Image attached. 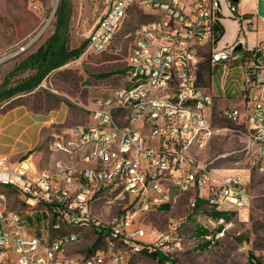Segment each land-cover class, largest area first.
I'll return each instance as SVG.
<instances>
[{"label":"built area","instance_id":"2783aa9c","mask_svg":"<svg viewBox=\"0 0 264 264\" xmlns=\"http://www.w3.org/2000/svg\"><path fill=\"white\" fill-rule=\"evenodd\" d=\"M108 1L88 36L87 51H107L134 6L150 15L135 30L126 84L94 101L89 110L95 124L54 136L51 149L69 157L60 178L30 157L13 163L0 155V186L16 191L29 212L43 205L49 215L46 232L38 235L27 217L7 209L1 193L0 264H124L144 248L165 253L185 240L208 247L219 242L234 220L210 219L212 228L193 236L203 208L233 212L242 221L248 217L252 196L243 177L216 174L194 151L213 132L216 98L200 81L207 50L210 65L240 61L241 95L221 113L233 125L226 129L246 136V148L264 170V62L257 63L255 54L244 55L243 40L239 50L234 49L238 42L214 45L217 12L226 0ZM33 7L40 10L38 2ZM228 8L242 22L243 33L254 27L235 3ZM185 194L190 223L170 219L169 231L147 240L141 217L163 205L172 208ZM86 231L94 233L93 242L84 251L73 250Z\"/></svg>","mask_w":264,"mask_h":264},{"label":"rangeland","instance_id":"374dc122","mask_svg":"<svg viewBox=\"0 0 264 264\" xmlns=\"http://www.w3.org/2000/svg\"><path fill=\"white\" fill-rule=\"evenodd\" d=\"M38 2L40 10L33 7ZM63 4L69 10L67 18V46L74 49L82 46L90 33L97 26L102 15L109 6L108 0H0V83L8 77L9 84L15 85L33 71L14 72L16 67L54 33L59 22L58 9ZM258 12L264 14V0L258 2ZM150 19V15L142 8L134 6L130 9L113 45L104 52L87 51L86 47L77 58L52 70L41 83L30 92L16 94L0 104V112L16 107L18 102L25 103L33 112L40 113L47 122L41 131L40 157L37 161L40 169H47L52 160H67L54 154L51 142L55 135L68 136L71 129L79 124H95L90 117V108L94 101L108 95L118 87L126 84L128 56L133 43L136 28ZM43 33L26 48L17 54L18 48L33 38L41 29ZM87 46V45H86ZM208 51H204L206 59L201 63L200 81L208 85L210 64ZM211 73V92L222 98L226 104L232 102L236 95L231 92V76L227 69L213 66ZM225 85V90L222 86ZM13 98H15L13 100ZM221 104L216 102L212 111V134L205 139L204 145L195 147V154L201 164H208L219 175H241L252 199L245 221L236 214L232 216L234 225L229 233L211 247L200 248L194 241L185 240L181 248L165 251L171 261H159L146 254H133L124 264H248L250 253L260 258L264 264V170L256 162L255 156L246 148V136L226 127L233 128L221 113ZM52 114V115H51ZM55 133L53 135L52 133ZM29 153L22 154L21 160ZM64 163V164H65ZM7 196L8 210L26 212L28 205L22 201L16 191L0 186V194ZM189 195H182L172 208L167 205L148 212L141 217V225L145 229L146 239L154 241L160 234L169 231L170 219L183 220L189 224ZM3 205L0 204V208ZM34 220L38 235L46 232L49 215L39 212L29 217ZM195 220V219H193ZM209 224L208 222H200ZM246 242L243 247L240 238ZM95 235L91 231L84 232L83 239L73 247L75 251H84L93 242ZM162 253V252H161Z\"/></svg>","mask_w":264,"mask_h":264},{"label":"crops","instance_id":"0c3cea01","mask_svg":"<svg viewBox=\"0 0 264 264\" xmlns=\"http://www.w3.org/2000/svg\"><path fill=\"white\" fill-rule=\"evenodd\" d=\"M236 4L240 14L246 16L248 20H252L254 27L248 26L247 30L242 32V22L230 14L228 4L229 2ZM258 2L259 0H226L222 5V9L217 12V21L215 23V42L216 46H229L233 43L243 40L245 44L244 55L251 56L255 54L256 62H264V14L260 15L258 12ZM66 64V63H65ZM217 66L218 68L227 69V72L231 76V92L236 96L233 97L232 103H234L241 95L242 87L244 85V72L240 66V61L238 59H231L228 64L218 63L210 65V68ZM207 88L211 92V73L209 69V75L207 79ZM222 90H225V85L222 86ZM216 98V102H219L222 108L226 105L222 98L211 92ZM221 108V109H222ZM40 113L33 112L26 104L18 105L9 109L6 112H0V155L6 154L10 157L11 162H17L22 154L29 153L26 157H30L36 166L39 168L37 163L40 157V141H41V131L45 127L47 122H52L54 117L52 116L49 121H45ZM52 115V114H51ZM55 135V133H52ZM53 151V150H52ZM54 154L60 156L64 160L67 157L64 153L53 151ZM24 157V158H26ZM65 162L60 160H52L50 166L47 168L55 178H60L61 168ZM1 204V203H0ZM167 207H169L167 205ZM229 213L220 210H208L203 208L199 213V223L208 222L211 219H215L223 215H212L213 212ZM46 212L48 213L45 206L40 205L34 208L32 212L27 209L22 216L29 219L30 216L36 213ZM19 213V212H18ZM233 213V212H232ZM234 214V213H233ZM233 216V215H232ZM228 218V217H227ZM232 218V217H231ZM31 222L36 226L34 220ZM207 229L212 228L211 224H201Z\"/></svg>","mask_w":264,"mask_h":264},{"label":"trees","instance_id":"16d2710c","mask_svg":"<svg viewBox=\"0 0 264 264\" xmlns=\"http://www.w3.org/2000/svg\"><path fill=\"white\" fill-rule=\"evenodd\" d=\"M64 0H62V3ZM58 18L60 19L54 33L37 49L36 52L28 55L15 69L14 72H25L26 70L33 71L28 76L22 78L17 84L12 85L9 84L8 77L4 79L2 83H0V104L4 100H8L15 96L16 94L22 92H30L35 89L41 81L46 77L48 73L52 70L61 67L69 60L73 58H77L81 55V51L87 45L84 41V44L74 49H69L67 46V18L69 16V10H66L61 4V7L58 9ZM210 69V67H209ZM203 74L200 73V77ZM15 98H13L14 100ZM23 102H18L15 106L24 105ZM169 208V207H168ZM223 215L225 214L228 219L234 215L232 212L222 213V212H213L212 215ZM207 229L198 223L196 230L193 232V236H199L205 234ZM241 243L243 241V237L240 238ZM98 242H95L93 246H97ZM197 246L200 248H205L208 246L207 243H198ZM140 254H146L152 258H155L159 261H171L168 256L161 253L160 251H148L146 248L142 249ZM260 258L254 256V254L250 253L249 255V263L248 264H261ZM174 264V263H173Z\"/></svg>","mask_w":264,"mask_h":264},{"label":"water","instance_id":"95a60500","mask_svg":"<svg viewBox=\"0 0 264 264\" xmlns=\"http://www.w3.org/2000/svg\"><path fill=\"white\" fill-rule=\"evenodd\" d=\"M242 46H243V44H242L241 42H238V43L235 45L234 49H235V50H239V49L242 48Z\"/></svg>","mask_w":264,"mask_h":264},{"label":"bare ground","instance_id":"6f19581e","mask_svg":"<svg viewBox=\"0 0 264 264\" xmlns=\"http://www.w3.org/2000/svg\"><path fill=\"white\" fill-rule=\"evenodd\" d=\"M57 2V0H55V3Z\"/></svg>","mask_w":264,"mask_h":264}]
</instances>
